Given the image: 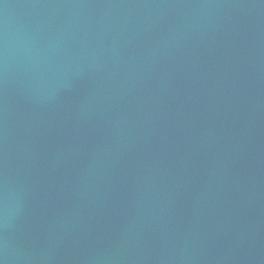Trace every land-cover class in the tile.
<instances>
[{"label":"water","instance_id":"obj_1","mask_svg":"<svg viewBox=\"0 0 264 264\" xmlns=\"http://www.w3.org/2000/svg\"><path fill=\"white\" fill-rule=\"evenodd\" d=\"M0 264H264V0H0Z\"/></svg>","mask_w":264,"mask_h":264}]
</instances>
